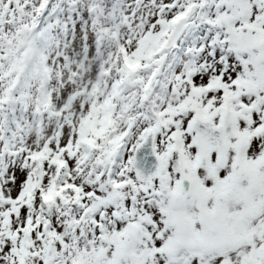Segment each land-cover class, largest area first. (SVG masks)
<instances>
[{
    "label": "snow or ice",
    "instance_id": "snow-or-ice-1",
    "mask_svg": "<svg viewBox=\"0 0 264 264\" xmlns=\"http://www.w3.org/2000/svg\"><path fill=\"white\" fill-rule=\"evenodd\" d=\"M0 264H264V0H0Z\"/></svg>",
    "mask_w": 264,
    "mask_h": 264
}]
</instances>
